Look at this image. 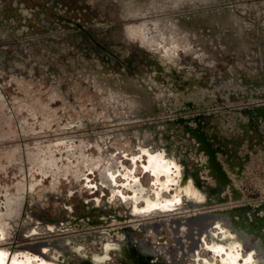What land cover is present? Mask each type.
Here are the masks:
<instances>
[{
  "label": "rangeland",
  "instance_id": "1",
  "mask_svg": "<svg viewBox=\"0 0 264 264\" xmlns=\"http://www.w3.org/2000/svg\"><path fill=\"white\" fill-rule=\"evenodd\" d=\"M230 67L238 83L228 90L218 84ZM263 83L264 0H0V252L47 264L33 252L43 246L74 264L76 254L65 251L67 259L55 246L80 243L93 256L119 240L133 264H184L187 220L202 210L239 223L249 215L264 235V197H244L236 184L256 161L264 165V151H241L249 159L235 172L220 152L200 148L197 133L202 116L212 136L234 138L243 111L264 107ZM159 135L218 183L221 202L131 216L123 166L132 167L135 140L159 149ZM144 158L134 173L150 192ZM217 159L231 181L213 168ZM107 264H122L115 249Z\"/></svg>",
  "mask_w": 264,
  "mask_h": 264
},
{
  "label": "flooded vegetation",
  "instance_id": "2",
  "mask_svg": "<svg viewBox=\"0 0 264 264\" xmlns=\"http://www.w3.org/2000/svg\"><path fill=\"white\" fill-rule=\"evenodd\" d=\"M160 43L162 44L163 42L160 41L157 44ZM169 48L170 47L168 46L167 49ZM166 56L167 58L172 59L170 52ZM172 61L174 60L172 59ZM208 63H210V60ZM229 76L231 78H229ZM237 83L238 77L235 75L234 67H230L228 78L224 81L220 78L218 85H223L230 90V86L228 87V85L232 84L233 86ZM262 85V89H264V83ZM243 112L247 114L248 119L246 122L240 123L239 126L242 128L238 130L234 138L232 137L233 135L227 138H225L222 134L212 136L213 134L208 132L205 118L200 116L197 120V124L199 126L197 133L199 134L198 141L200 148L206 150L208 155L211 157H215L217 152H220L224 155V162L229 164L230 169L235 172L240 171V173L249 159V153L245 152L241 154V151H245L247 148L251 150L255 145L260 146V148L264 151V129L261 125V123L264 122V107L259 106L255 109L247 108V110ZM159 137L161 136L159 135ZM242 140L247 143L248 147L242 148L239 145ZM163 142L165 143L163 144ZM209 142H213V145H210ZM224 142H229V145L227 146L229 148H226L227 144ZM159 146V149H150L144 146L139 139L135 140L137 154L131 157L132 167L127 168L123 166L124 170L121 173L122 177L120 179L121 182L119 186L122 188L126 187L128 193L131 194L130 198L133 203L131 216L153 218L156 215H162L164 213L168 214L170 211L180 209L181 206H185L184 204L186 202L193 204L195 207L210 204H212V207L221 202L220 193L222 190L220 189L218 183L205 177L204 173L201 172L203 169L202 167L197 168L190 165V156L181 145L174 143L171 147H168L167 140L161 137L159 140ZM238 147L240 149H237ZM143 153H145V158L140 161V169L144 172L147 171V175L151 178L150 192L147 191L141 178L134 173L137 166L135 159L136 157H141ZM215 163L217 164L214 165L213 168L217 167L221 171V175L227 181H231L224 168H222L220 160L217 159ZM202 164L203 163H201V166ZM246 176V183L241 180L236 183V179L233 178V183H236L239 187H241V193L243 192V196L264 197V165L262 162L256 161L254 165L248 167ZM110 179L113 183L117 182L115 175H111ZM209 181L213 183V186L209 184ZM123 192L124 191L122 190L120 191L121 194H123ZM122 198L126 200V196L124 194ZM222 213L225 214L214 224L200 223L202 236H208L214 242L221 243L225 247H229L231 252H229L228 255L231 257L239 256L236 252L232 251V247L237 243L238 239H249V241H247L249 242V264H264V235L261 234L258 225L251 223L250 218H248L249 215L245 216L242 223H239L235 219L231 218L232 216L228 215V212L215 210V212L210 214ZM145 228L156 229V225L152 222L145 225ZM1 231L2 228L0 229V232ZM187 238L189 239V245L194 247L196 245V228L191 227L190 230H188ZM112 243H114L112 249L116 250V253L121 261L125 264L135 263L133 256H131L129 249L124 242L116 240ZM185 243L186 240L183 239V236L181 235L178 238V244L184 248ZM141 245L146 252L152 251L151 248L146 246L143 239L141 240ZM208 252L209 251L206 250L205 245L203 244V248L201 250V253L203 254L201 261L203 258H208L212 261L210 254L209 257H207ZM108 256L109 255L107 254L105 258L107 259ZM190 257L192 259L186 261L184 264H195V257Z\"/></svg>",
  "mask_w": 264,
  "mask_h": 264
},
{
  "label": "bare ground",
  "instance_id": "3",
  "mask_svg": "<svg viewBox=\"0 0 264 264\" xmlns=\"http://www.w3.org/2000/svg\"><path fill=\"white\" fill-rule=\"evenodd\" d=\"M211 198V197H210ZM210 205H203L201 206L203 209L211 207ZM201 208V209H202ZM194 210V209H193ZM177 211V210H176ZM200 211V210H199ZM172 212V211H170ZM168 212V214L170 213ZM212 211H203L200 212V214L196 217H193L191 219H188L187 224L189 226V229L191 227L196 228V245L193 247L192 245L189 246V256H194L195 264H249V239L240 238L238 239L237 243L233 245L232 251L236 252L238 257H231L228 255L229 252H231V249L229 247H225L221 243L214 242L211 238L208 236H202L200 231V223H208V224H214L218 221V219L222 218L225 213L222 214H210ZM174 213V212H173ZM171 214V213H170ZM209 214V215H208ZM175 217V216H174ZM180 218V217H179ZM239 222L238 219L235 217H231ZM245 218V217H244ZM243 218V221H244ZM180 220V219H179ZM171 224V223H170ZM187 226V225H186ZM2 226L0 225V229ZM203 244L205 245V248L207 251V257H209V254L211 255L212 261L208 258H203L201 261L202 253L201 250L203 248ZM83 244L80 243H74L73 245L65 244L62 247L57 248L55 246V249L57 250L58 254L63 255L65 258H69L65 255V251L70 254L74 253L79 257V261L75 262L74 264H107V259L105 256L108 254L109 251L112 249L114 243H107L104 247V252L101 254H94L93 256H88L83 252L82 246ZM237 245H239L237 247ZM192 246V248H191ZM150 248V247H149ZM152 248V247H151ZM222 249V251H221ZM145 251V249H144ZM35 252L36 256L38 254L41 256L43 262L47 264H54L56 262L60 264H64L63 262H60L55 257H49L46 254V248L43 246H38V248L33 251ZM246 252V253H245ZM117 254V253H116ZM118 256V254H117ZM119 258V257H118ZM120 259V258H119ZM121 260V259H120ZM7 261V264H27L25 261L18 260V258L14 255L8 256V252H0V264H5ZM123 264H125L123 261H121ZM72 264V263H69Z\"/></svg>",
  "mask_w": 264,
  "mask_h": 264
},
{
  "label": "snow or ice",
  "instance_id": "4",
  "mask_svg": "<svg viewBox=\"0 0 264 264\" xmlns=\"http://www.w3.org/2000/svg\"><path fill=\"white\" fill-rule=\"evenodd\" d=\"M153 174H155V173H153ZM239 245H237V247H238ZM221 251H222V249H221ZM233 264H234V262H233Z\"/></svg>",
  "mask_w": 264,
  "mask_h": 264
}]
</instances>
